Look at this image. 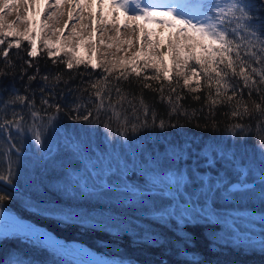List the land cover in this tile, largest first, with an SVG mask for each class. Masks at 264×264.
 Segmentation results:
<instances>
[{"label": "trees", "instance_id": "obj_1", "mask_svg": "<svg viewBox=\"0 0 264 264\" xmlns=\"http://www.w3.org/2000/svg\"><path fill=\"white\" fill-rule=\"evenodd\" d=\"M249 3L253 5L252 14L259 28V22L264 21V8L259 7V0H249ZM39 38L36 57H28L30 47L25 40L20 49L13 47L9 50L11 66L0 58V124L12 121L14 114L17 119L23 117L19 132L14 126H5L6 131L0 129V175L9 177L7 183L0 181V195H6L0 206L12 207V211L20 217L45 226L68 241H81L98 252L129 260L133 264H193V261L198 264H264V251L260 247L236 243L211 224L186 222L182 226L174 219L161 215L142 216L132 211L131 207L112 202L107 195L117 191L109 187L85 192L84 196L77 198L78 179L73 177L71 180L69 177V173H75L89 178V162L98 156L113 154V149L121 152L120 146L127 140L138 156L157 157L161 169L175 166L179 170L185 164L186 173L207 172L213 181L223 170L229 175L227 184L240 181L242 169L249 166L259 169L261 153L264 152L261 145L264 125L253 104L254 101L261 102L256 92L253 91L249 98V89L243 87V80L229 78L230 83L242 89L243 102L248 105L250 114L241 118L231 115L240 95L231 103L221 102L213 107L208 95L211 93L216 98L215 85L208 88L203 80L200 89L192 92L190 89L196 86L195 78L191 85L185 87L183 77L176 76L174 72H170L173 77L171 82L162 78L145 81L143 75L155 74L153 68L147 69L139 78L130 75L127 80H114L116 73H113L108 80L119 85L127 100L135 105L134 111L127 102L123 103V107L115 104V110L120 112L119 119H116L111 110L101 109L98 113L95 108L100 101L96 99L91 84L107 74L101 68L93 70L90 64L67 69L66 63L61 61L71 57L63 52L50 58L43 44L45 36ZM78 52L79 49L75 54ZM87 57L78 58L88 61ZM26 60L31 61V68ZM33 75L36 79L30 80ZM255 79L259 84V77ZM145 83L151 88H145ZM161 86L164 99H161L159 91H154ZM259 86L264 95V85ZM172 87L176 88V92H169ZM17 95L26 97L24 104L10 103ZM104 95L107 96V92ZM169 95L173 102L177 96L182 97L176 112H172V105L167 102ZM228 95H232L231 90ZM197 96L199 100L194 99ZM116 99L113 90L112 103ZM140 99L148 107L147 116L143 114ZM44 100L48 104H43ZM107 104L108 101H105L106 107ZM57 106L59 112L56 111ZM261 107L264 108V104ZM33 111L38 118L32 116ZM53 116L52 125L45 127L49 117ZM84 116H88V120H84ZM125 120L126 136L121 135L125 131ZM161 121L165 125L163 128L159 127ZM145 122L146 126H143ZM33 124L37 125L35 131L41 132L40 145L34 141ZM132 124L138 126L136 132L131 131ZM237 124L241 127L233 128ZM56 126H59V134L52 135V128ZM65 132L81 142L83 155L73 154L63 147L49 154V145H63ZM208 151L213 156L209 164ZM220 153H224L223 158ZM192 160H195L194 163ZM127 179L144 184V178L138 172H130ZM243 180L255 183L253 194L259 195L255 175ZM73 181L76 182L75 187ZM191 190L192 186L189 187ZM249 202L255 204L252 200ZM258 207L263 212L264 202H260ZM63 211L81 214L88 221L103 215L113 219L116 230L107 231L105 227L86 225L83 221L62 223L60 212ZM109 220L104 218L105 224L111 226ZM62 257L42 242L28 237H0V264H10L17 259L25 264H74Z\"/></svg>", "mask_w": 264, "mask_h": 264}, {"label": "snow or ice", "instance_id": "obj_2", "mask_svg": "<svg viewBox=\"0 0 264 264\" xmlns=\"http://www.w3.org/2000/svg\"><path fill=\"white\" fill-rule=\"evenodd\" d=\"M67 3L70 11L67 13L68 21H75L72 24L69 35L64 38V49L71 53V58L66 63L67 69H72L81 64L91 65L92 69L101 68L104 75L100 80L91 84V88L95 90L94 94L99 104L95 105L96 111L99 113L101 109L105 111L111 110L113 117L119 119L120 112L115 110V104L127 102L135 111V105L132 101L127 100V97L122 93L121 88L117 84H113L108 80V76L116 73L114 80L123 78L127 80L130 75L141 77L144 72L149 69H155L153 75H143L145 81L163 80L171 82L173 77L170 75V68L166 62L170 61L171 68L176 69V76L183 77V85L188 87L192 84L195 78V87L190 91L196 92L201 87V80L208 88L215 85V97L209 93L208 101L214 107L221 102L231 103L238 95L240 100L234 105V110L231 115L241 117L249 115L248 105L243 102L242 89L230 83L229 78H237L243 80L244 88H248V96L251 98L253 91L260 97V103L253 102L255 111L260 114L261 124L264 125V95L259 85H264V21H260V27L257 28L255 18L252 14L253 5L249 0H0V58H3L6 63L11 66L9 58V50L13 47L20 49L22 41H28L30 50L27 52L28 57H36L38 55L37 47L32 39V28L28 27L30 21L28 15L35 7L39 9L43 7L44 11L40 12L43 17L40 31L44 32L47 29L52 36H63L64 30L68 29L69 24L66 22L64 28H56L55 25L59 21V17L63 16L60 9ZM95 4L96 10H92ZM108 7L117 12H123L127 20L132 23L125 22L124 25L118 26L117 23L106 18V14L101 12L102 7ZM259 7L264 8V0H259ZM16 10V19L12 23H5L7 15L11 14L12 10ZM51 9V11H48ZM45 13H47L45 15ZM85 13H87L85 15ZM162 18V19H160ZM144 23L141 24L140 22ZM35 24V21H31ZM111 24L115 32L113 40L117 46V52H127L133 45L132 35H136L137 42L140 43V50L135 52L130 59H113L111 62L92 63L91 57L88 61L80 59L75 54L76 45L73 41L78 40L81 44L93 43V38L99 32L101 37L107 34L108 25ZM157 24L161 29L168 30L167 51L160 52L159 49L164 47L163 38L158 42L154 37L158 35L153 31H146V25ZM18 25H25L23 32L17 31ZM121 27L130 29V35L124 39H120ZM138 33V34H137ZM162 36V34H160ZM11 37H18L10 40ZM100 43L105 48H112L113 43H105L101 39ZM7 44V47H3ZM44 47L48 49V56L59 55L60 40L55 41L46 39L43 41ZM128 45L124 48L123 45ZM56 48V51L52 49ZM143 61L142 63L140 61ZM25 63L29 68L32 67L31 61L26 60ZM39 70L37 69V72ZM255 77H259V84ZM30 80L36 79V75L30 76ZM48 79L47 76L44 77ZM59 80V77H57ZM145 88H151L150 84L145 83ZM115 91L117 99L112 103V91ZM232 91V95H228V91ZM161 99H164V89L161 86L159 89ZM107 92V96L104 93ZM170 93L176 92V88L169 89ZM182 97L177 96L173 102L171 95L167 97V102L172 105V112H176L179 107V100ZM199 100L200 97H194ZM26 97L15 96L10 103L24 104ZM105 101H108L107 107ZM43 104H48L47 100L42 101ZM140 106L143 108V114L148 115V107L143 99H140ZM59 112V106L56 107ZM12 121H4L0 124V129L7 130V127H15L19 132L20 121L23 117L15 118ZM91 115V113H89ZM34 118H38L35 111L32 112ZM88 116H84V120H88ZM55 117H49L48 124L45 127H50ZM79 119V117H77ZM111 119V118H110ZM153 122L155 115L153 114ZM127 120L123 121L125 131L121 135L127 133ZM146 126V122L145 125ZM164 122L161 121L159 127L163 128ZM37 125L33 124V138L37 145L42 143V135L40 131H35ZM58 127L52 128V135H58ZM241 125H234L233 128H240ZM105 128L108 125L105 124ZM138 126L132 124L131 131L136 132ZM63 145H49V154L53 151H58L61 147L69 150L76 155H83L81 142L73 138L69 133H63ZM261 145L264 146V138L261 140ZM121 152H116L113 149V154L108 157L98 156L95 160L89 162L87 170L92 174L93 169L97 164L101 166L98 171L102 175V180L109 188H125L129 187L134 191H129L132 196L142 192L139 187L132 186L128 183V174L138 172L144 178V191L151 192L159 190L164 192L165 196L170 198L169 206L164 208L162 212H167L173 204L174 199L167 195L170 191H175L179 194L180 203L186 207L181 212L179 209L176 215L180 216V220L189 222L199 217L206 221L212 222L210 218H214L216 224H221L224 229L233 235L235 240L240 239V228L236 221L246 217V213L239 210V207L233 208L230 211H218L215 207L216 197L220 194L223 185V178H217L215 182L211 177L202 176L197 173H186L179 170L169 169L161 171L159 159L157 157H145L143 154L137 155V152L132 148L127 140L120 146ZM224 157V153H220ZM113 161H115L113 163ZM241 173L247 177L255 175L258 180L259 197L264 202V152L261 153V162L258 171L249 166L242 169ZM69 177L80 178L75 173H69ZM0 181L9 182V177L0 175ZM192 190L189 191V187ZM251 189L252 192H248ZM233 190L240 191L242 195H250L256 191L251 184L246 183L243 179L238 184H234L232 188L223 193V199L226 202L232 200ZM125 193V194H127ZM142 197V196H139ZM137 197V198H139ZM6 199V195H0V202ZM65 215H70L65 213ZM260 217L264 218V214ZM180 223V221H177ZM264 223V220L261 221ZM181 224V223H180ZM247 238V236H246ZM257 243L261 251H264V235L258 239ZM10 264H25L19 259L11 261ZM30 264V262H28ZM96 264H111L110 260L104 259L97 261ZM193 264L198 262L193 261Z\"/></svg>", "mask_w": 264, "mask_h": 264}, {"label": "rangeland", "instance_id": "obj_3", "mask_svg": "<svg viewBox=\"0 0 264 264\" xmlns=\"http://www.w3.org/2000/svg\"><path fill=\"white\" fill-rule=\"evenodd\" d=\"M107 3V0H105V4ZM92 10L95 11L96 10V6L95 4H93L92 6ZM44 11V10H43ZM48 11H51V9H49ZM61 12H63V16L59 17V21L58 23L55 25L56 28H60L63 29L64 28V24L67 22L69 24L68 29L64 30V35L63 36H52L51 32H49L47 29H45L44 32L40 31L41 28V23L43 21V17H36L35 14V7L31 10L32 14L29 13L28 15V19L30 21L28 27L32 28L33 31L31 33L32 39L34 40L36 47H37V52H38V48L40 47V38L42 35L45 36L46 39H51L53 41L59 39L60 40V44L57 45V47H59L61 50L59 52V54L63 53L65 55H67V57H71V53L68 52L66 49H64L63 45H64V38L67 37L69 35V32L71 30L72 24L75 23V21H68V16L67 13L70 11V8L68 7V4L65 3L63 8L60 9ZM101 12L106 14V18L110 21H113L115 23H117L118 26H122L125 24V22L131 24L132 22L127 20V17L125 16V14L123 12H117L113 9H110L106 6L102 7L100 9ZM47 13H45L46 15ZM87 13H85L86 15ZM16 19V10L13 9L11 14L7 15L5 18V23H12L13 21H15ZM162 19V18H160ZM35 21V24H32L31 21ZM141 24H143L144 22L141 21ZM17 31L19 32H23L25 30V25H18L17 26ZM146 31H153L155 33H157L158 35H156L154 37V40H156L157 42L163 38V42H164V47L160 48L159 51L160 52H166L167 51V37H168V30L167 29H161L159 27V25L157 24H148L146 25ZM130 29L128 28H124L121 27V34H120V39L124 40L126 39L129 35H130ZM138 34V33H137ZM162 34V36L160 35ZM115 36V32L112 29L111 24L108 25V32L106 35H104L103 37H101L100 33L97 32L95 37L93 38V43L91 45L89 44H81L78 40L73 41V44L76 45L75 47V52L79 49V52L76 54L77 57H81L84 55H87V59L89 60V57H91V61L92 63H99L101 60H103L104 62L108 63L111 62L113 59H130L135 52L140 50V43L137 42L136 39V35H132V39H133V45L132 47L125 53V52H117V46L115 45L114 41L109 39L110 37H114ZM18 37H11L10 40H14L17 39ZM101 39H103L105 41V43H113V47L112 48H105L104 45H102L100 43ZM124 48H128V45H123ZM53 51H56V48L52 49ZM141 63L143 62L142 60L140 61ZM169 65L170 68V72H174L176 73V69L171 68V64L170 61L166 62ZM194 80V79H193ZM207 157H208V164L212 163V158L213 156H211V153L208 151L207 152ZM109 156V155H108ZM106 156V157H108ZM105 157V156H104ZM192 160V163H194ZM115 161H113L114 163ZM192 163H190V165H192ZM185 164H182V167L179 168V171H183L185 172L184 169ZM175 166H170V167H166L165 169H161V171H167L169 169L172 170H176L174 168ZM101 170V166L99 164H97L95 166V168L92 171V174L89 176H85V175H78V177L80 178V180H77L79 182L78 184V188L76 189V193L78 195L75 194V196L77 198H79L81 196L85 195V192H89L91 190L96 191V189L100 188V187H108L105 182L102 180V177H100L102 174L99 173L98 171ZM258 171V170H257ZM202 176H207V172H204V174H200ZM241 178L242 179H246L245 176H243L241 174ZM217 178H223V185L222 188L220 190V194L216 197V205L215 207L217 208L218 211H230L233 208L239 207V210L243 213H246V217L242 218L239 221H236V223L238 224V227L240 228V239L237 241L233 238V235L231 233H229L226 229L223 228V226L221 224H216L215 219L214 218H210L212 220V222L206 221L204 219H201L199 217L195 218L192 221V223H201V224H211L217 227L218 231L225 237H229L232 238L236 243H240V244H248L250 246L253 247H259V244L257 243L258 239L261 237V235H264V223H262L261 221L264 220V218L260 217L262 214H264V211L261 212L259 211V207L258 205L260 204V202L262 203L261 199H259V195L256 194H250V195H242L241 192H232V200L229 202H226L223 199V193L225 191H227L229 189V185L231 183L227 182L229 181V175L226 174V172H224L223 170H221V172L219 174H217V176L214 178L213 182H215V180ZM128 183L132 186L135 187H139L140 190L142 192L140 193H136L135 196H132L131 193H127L129 191H134L132 190L130 187L128 189L125 188H110V189H114L115 191H117V193H112V194H108L107 197L110 198L112 200V202H114L115 204L119 205V206H125V207H131V210L134 212H139L141 213V215H146V216H162L163 218H170V219H174L176 221L177 224L182 225L185 224L183 223L182 220H180V216L176 215L177 210L179 209L181 212H183V209L186 207L184 204L180 203V199H179V194L176 193L175 191H170L167 193L168 196H170L172 199H174L176 201L175 204H173L170 208L167 209V212H162V210L166 207L169 206L170 203V198L169 197H165V196H160V195H165L164 192H161L159 190L156 191H151V192H143L144 191V184L139 183L138 181H135L134 183L129 181V179H127ZM256 181L258 182V180L256 179ZM74 183V187L76 185V182L73 181ZM227 185V186H226ZM258 186V185H256ZM143 187V188H142ZM259 189V188H257ZM72 190H74L72 188ZM249 191V190H248ZM127 193V194H125ZM142 196V197H139ZM139 197V198H137ZM249 200H252L253 202H255V204L253 205L252 203L249 202ZM3 210L10 212L16 216H18L19 218L26 220V221H30L36 225H39L29 219H24L22 217H20L17 213H15L14 211H12V207L5 205V207H1ZM65 211L60 212V222H69L72 220L81 222L83 221L84 223H86V225H90V226H99V227H105V229L107 231H111L114 232L116 229H114L113 225H115V223L113 222V219H108L107 217L100 215V216H94L90 221L86 220L85 217H83L81 214H71L70 215H65ZM104 218L106 220H109L108 222L111 226H108V224H105L104 222ZM177 221H180V223H178ZM42 226V225H39ZM44 229H46L49 233L54 234L52 231H50L47 227L42 226ZM14 235H20L23 237H28L31 238L33 240L36 241H40L42 242V244H44L45 246L49 247L50 249L56 251L58 254H60V256L64 259V260H69L72 261L74 264H83L81 262H78L66 255H64L61 251H59L58 249L47 245L46 243H44L42 240L40 239H36L33 237H30L27 234H19V233H6V232H0V237H9V236H14ZM247 236V238H246ZM97 241V240H96ZM70 242H74V243H78L88 249H90L92 252H94L96 255H99L100 257H102L103 259H107L110 260L111 263L114 264H133L132 262H130L129 260H121V258L119 257H114V256H110L108 254L105 253H101L96 251L94 248L89 247L88 245L84 244L81 241L78 240H71ZM98 244H101L98 242ZM52 261H55L53 258L51 259Z\"/></svg>", "mask_w": 264, "mask_h": 264}, {"label": "bare ground", "instance_id": "obj_4", "mask_svg": "<svg viewBox=\"0 0 264 264\" xmlns=\"http://www.w3.org/2000/svg\"><path fill=\"white\" fill-rule=\"evenodd\" d=\"M42 4L43 0H41V5ZM43 10V7H40L39 9L35 8L36 17H40V12H43ZM30 14H32V12ZM0 232L27 234L29 236L41 238L48 244L56 246L68 257L83 264H96L97 261L104 260L90 249L78 243H68L65 240L59 239L52 233H49L46 229L36 227L30 222L22 220L18 216L3 211L2 209H0Z\"/></svg>", "mask_w": 264, "mask_h": 264}, {"label": "water", "instance_id": "obj_5", "mask_svg": "<svg viewBox=\"0 0 264 264\" xmlns=\"http://www.w3.org/2000/svg\"><path fill=\"white\" fill-rule=\"evenodd\" d=\"M239 182H237V183H233L231 186H230V188H232V186L234 185V184H238ZM248 184H251L253 187H254V184L253 183H248ZM233 191H237V190H233ZM31 224H33V225H35L36 227H39V228H43L42 226H39V225H36V224H34V223H32V222H30ZM54 236H56L55 234H53ZM30 237H33V236H30ZM57 238H59V239H62V240H65V239H63V238H60V237H58V236H56ZM33 238H36V239H40V240H42L44 243H46L47 245H50V246H52V247H54V248H56V249H58L56 246H53V245H51V244H48L47 242H45L43 239H41V238H37V237H33ZM69 243V242H68ZM59 250V249H58ZM59 251H61V250H59ZM62 252V251H61ZM63 253V252H62ZM64 254V253H63ZM65 255V254H64ZM67 256V255H66Z\"/></svg>", "mask_w": 264, "mask_h": 264}]
</instances>
